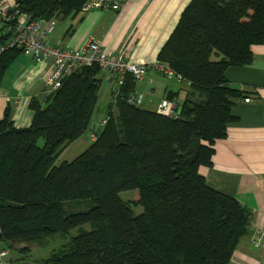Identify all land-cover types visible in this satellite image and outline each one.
I'll list each match as a JSON object with an SVG mask.
<instances>
[{
  "label": "trees",
  "instance_id": "trees-1",
  "mask_svg": "<svg viewBox=\"0 0 264 264\" xmlns=\"http://www.w3.org/2000/svg\"><path fill=\"white\" fill-rule=\"evenodd\" d=\"M85 1L17 0L14 9L33 21H63ZM11 36L0 30V46ZM263 43L264 0H190L157 55L187 86L180 103L178 93L166 98L178 105L177 119L130 105L137 84L131 74L99 112L97 64L32 99L27 128L15 127L7 106L0 119V241L10 249L77 231L42 264H229L251 213L208 187L200 169L211 167L215 143L235 121L232 107L246 96L225 71L249 66L252 46ZM20 54L0 53V85ZM85 133L87 149L56 165ZM131 191L134 201L119 197ZM79 203L85 209L73 211Z\"/></svg>",
  "mask_w": 264,
  "mask_h": 264
},
{
  "label": "crops",
  "instance_id": "crops-1",
  "mask_svg": "<svg viewBox=\"0 0 264 264\" xmlns=\"http://www.w3.org/2000/svg\"><path fill=\"white\" fill-rule=\"evenodd\" d=\"M2 1L14 7L17 0ZM189 2L131 0L119 13L80 12L73 16L76 21L63 24L57 30L54 21L55 31L48 41L60 48H78L91 39L98 42L105 53L123 51L132 63H158L159 51ZM251 52L249 66L229 67L225 71L228 84L246 96L235 101L232 107L235 121L228 125L226 137L215 143L211 167L200 169L208 187L235 198L251 213L248 233L240 239L229 264L264 263V249H254L250 244L252 234L257 229L264 230V43L252 46ZM49 68V62L40 66L23 54L16 58L0 85V119L8 106L15 127L30 125L33 112L29 105L32 99L46 96L44 78ZM106 75L109 84L114 85L113 78ZM186 89L185 83L148 71L145 79L137 82L135 94L143 96L141 107L155 110L161 100L172 94L178 93L180 103ZM247 98L251 100L249 103L244 102ZM105 103L106 100L101 102L103 106L99 104V112ZM83 137L72 145L81 144Z\"/></svg>",
  "mask_w": 264,
  "mask_h": 264
},
{
  "label": "built area",
  "instance_id": "built-area-1",
  "mask_svg": "<svg viewBox=\"0 0 264 264\" xmlns=\"http://www.w3.org/2000/svg\"><path fill=\"white\" fill-rule=\"evenodd\" d=\"M131 0H86L81 12L111 11L121 12ZM0 0V30L10 32L12 36L5 46H0V53L8 48H16L25 56L30 57L35 63L44 66L50 63V68L44 78L45 95L48 96L61 88L63 81L75 70L83 66L97 64L102 72L108 74L114 81V95L123 82L125 74H131L136 82L145 79L148 71H154L168 80L182 83L180 75L168 67L159 64H136L130 62L125 53H105L100 44L91 39L85 41L78 48H60L53 46L48 41V35L55 29L54 22L44 20L33 21L30 16L20 13ZM249 98L245 103H249ZM130 105L141 106L143 96L136 94L128 101ZM155 111L165 117L177 119L179 107L175 101L163 99ZM106 123L103 119L99 122L102 127ZM94 139V136H91ZM250 244L254 249H264V230L257 229L250 237ZM10 250L0 241V264H10Z\"/></svg>",
  "mask_w": 264,
  "mask_h": 264
},
{
  "label": "rangeland",
  "instance_id": "rangeland-1",
  "mask_svg": "<svg viewBox=\"0 0 264 264\" xmlns=\"http://www.w3.org/2000/svg\"><path fill=\"white\" fill-rule=\"evenodd\" d=\"M77 18H74L72 16H69L68 18L64 19L63 21H56V30L58 27H62L63 24H70L72 21H76ZM55 30L51 34L54 33ZM51 34L48 35V40L50 41ZM106 73H101V82L99 86V92H98V103L97 107L103 106L101 104L104 103L106 100L105 105L110 101V99H107L109 89L111 88V92L113 91V84H109ZM110 98V97H109ZM102 117L101 114H98L95 112L94 121L97 122ZM83 141L81 144L78 145H71L68 149H66L56 160L55 164L59 165L62 162H70L73 159H75L78 155L83 153L87 147L90 145V139L89 134L85 133L83 137ZM41 144V143H40ZM136 192H124L120 193L119 197L122 200L125 201H134L136 199ZM84 204L79 203L77 208H74L73 211H81L84 210ZM133 213L135 215H138L142 212V208L140 206L131 207ZM65 211L68 212L69 210L65 207ZM77 233L76 230L71 231L67 235H57L53 237H48L41 242L38 243H20V244H14L12 248H10L9 252V260L8 263L10 264H42L43 260L48 256V254L53 251L54 249L58 248L63 243L67 242L71 237L75 236ZM28 249L27 252H20V249L26 248Z\"/></svg>",
  "mask_w": 264,
  "mask_h": 264
},
{
  "label": "water",
  "instance_id": "water-1",
  "mask_svg": "<svg viewBox=\"0 0 264 264\" xmlns=\"http://www.w3.org/2000/svg\"><path fill=\"white\" fill-rule=\"evenodd\" d=\"M92 128H94V124L92 125Z\"/></svg>",
  "mask_w": 264,
  "mask_h": 264
}]
</instances>
